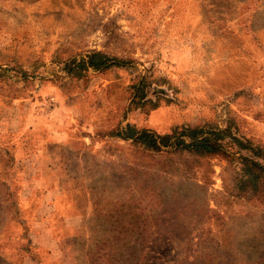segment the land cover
Masks as SVG:
<instances>
[{"label": "rangeland", "instance_id": "rangeland-1", "mask_svg": "<svg viewBox=\"0 0 264 264\" xmlns=\"http://www.w3.org/2000/svg\"><path fill=\"white\" fill-rule=\"evenodd\" d=\"M246 158L264 165V0H0V264H264Z\"/></svg>", "mask_w": 264, "mask_h": 264}, {"label": "trees", "instance_id": "trees-1", "mask_svg": "<svg viewBox=\"0 0 264 264\" xmlns=\"http://www.w3.org/2000/svg\"><path fill=\"white\" fill-rule=\"evenodd\" d=\"M87 66L94 69H105L112 65L120 64L101 51H94L88 56ZM124 139L135 138V140L146 143L151 148L161 149L163 145L174 147L178 150H191L214 153L221 150L219 132L210 130L206 131L198 127H186L179 132L172 134L160 135L148 129H137L134 126L127 127L119 134ZM246 164L250 168L248 170L251 177H258L264 174V165L255 159L246 158Z\"/></svg>", "mask_w": 264, "mask_h": 264}, {"label": "crops", "instance_id": "crops-1", "mask_svg": "<svg viewBox=\"0 0 264 264\" xmlns=\"http://www.w3.org/2000/svg\"><path fill=\"white\" fill-rule=\"evenodd\" d=\"M47 191H48V193H51V194L53 193V195L55 194V196H57V191H58L57 185H54V186L52 185L50 189H47ZM40 196H41L40 197V203H41V205H43L45 202H49V200H47V199L44 200L43 194L40 195ZM52 201H54V199ZM35 219H38L37 211L35 212ZM32 233L37 238H40V236H42V234H41L42 231L37 230V229H34V230L32 229ZM49 233L52 235V232L51 231H49Z\"/></svg>", "mask_w": 264, "mask_h": 264}]
</instances>
